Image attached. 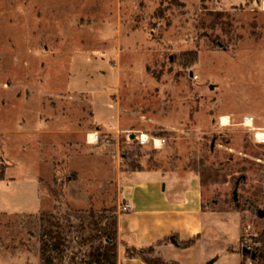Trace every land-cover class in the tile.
<instances>
[{
	"label": "rangeland",
	"instance_id": "374dc122",
	"mask_svg": "<svg viewBox=\"0 0 264 264\" xmlns=\"http://www.w3.org/2000/svg\"><path fill=\"white\" fill-rule=\"evenodd\" d=\"M133 164L200 179L194 259L264 264V0H0V264L55 225L51 264H100Z\"/></svg>",
	"mask_w": 264,
	"mask_h": 264
},
{
	"label": "crops",
	"instance_id": "0c3cea01",
	"mask_svg": "<svg viewBox=\"0 0 264 264\" xmlns=\"http://www.w3.org/2000/svg\"><path fill=\"white\" fill-rule=\"evenodd\" d=\"M40 131L37 126L31 134L38 139ZM16 133L21 139L23 132ZM116 178L119 197L127 206L117 216L119 261L127 258L146 264L136 252L140 248H150L154 258L178 264H214L219 259V255L211 258V254L197 261L192 253L201 241L204 221L208 220L204 218L201 182L195 174L180 177L175 171L146 168L117 170ZM191 239L195 240L189 246L175 243Z\"/></svg>",
	"mask_w": 264,
	"mask_h": 264
},
{
	"label": "trees",
	"instance_id": "16d2710c",
	"mask_svg": "<svg viewBox=\"0 0 264 264\" xmlns=\"http://www.w3.org/2000/svg\"><path fill=\"white\" fill-rule=\"evenodd\" d=\"M138 142V140H137ZM146 145V144H144ZM133 154V153H131ZM135 166V164H133ZM143 168L135 166V168H132L133 171L136 170H141ZM126 170V169H122ZM112 227H99L98 229V224L95 225V228L98 232L100 231V234L102 237L105 238V245L102 249H97V254H93L92 257L99 262L100 264H116L117 263V216H114L112 218ZM57 227L56 230L50 229V230H45L44 236L46 240L43 242L42 245V252H41V264H51L52 260L50 259L49 255L47 254V251L51 250L52 248H55L56 246H59L60 243L62 242V234L59 231L60 227L58 225H55ZM59 228V229H58ZM98 238V236H97ZM195 239L188 240L186 242H181V241H175L176 245L178 246H189L193 244ZM139 256H141L142 260L146 264H178L175 261H164L161 258H154V257H149L144 255L143 253H138ZM246 255V254H244Z\"/></svg>",
	"mask_w": 264,
	"mask_h": 264
},
{
	"label": "bare ground",
	"instance_id": "6f19581e",
	"mask_svg": "<svg viewBox=\"0 0 264 264\" xmlns=\"http://www.w3.org/2000/svg\"><path fill=\"white\" fill-rule=\"evenodd\" d=\"M246 121H247V124H250V122H251V120L249 118H246ZM222 122L223 123H227V118L226 117H223L222 118ZM258 137L261 138L262 137V134L258 133ZM142 138H143L144 141H146L148 139V136L146 134H143L142 135ZM155 143H156V145H161L162 141L161 140H158V139H155Z\"/></svg>",
	"mask_w": 264,
	"mask_h": 264
},
{
	"label": "water",
	"instance_id": "95a60500",
	"mask_svg": "<svg viewBox=\"0 0 264 264\" xmlns=\"http://www.w3.org/2000/svg\"><path fill=\"white\" fill-rule=\"evenodd\" d=\"M134 137V135L132 134L131 135V138H133ZM259 214H260V216H261V213H260V211H259ZM242 253L243 254H250V259H255V252L254 251H251L248 247H243L242 248ZM212 262L213 261H209V264H212Z\"/></svg>",
	"mask_w": 264,
	"mask_h": 264
},
{
	"label": "built area",
	"instance_id": "2783aa9c",
	"mask_svg": "<svg viewBox=\"0 0 264 264\" xmlns=\"http://www.w3.org/2000/svg\"><path fill=\"white\" fill-rule=\"evenodd\" d=\"M139 141H140V144H144L146 142V141L143 140V138H140ZM125 209H127V206L123 205L122 206V210H125Z\"/></svg>",
	"mask_w": 264,
	"mask_h": 264
}]
</instances>
